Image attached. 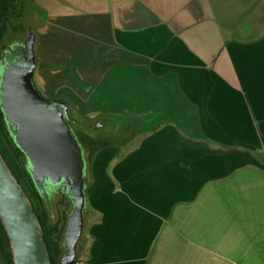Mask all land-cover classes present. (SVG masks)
I'll return each mask as SVG.
<instances>
[{
  "label": "crops",
  "instance_id": "0c3cea01",
  "mask_svg": "<svg viewBox=\"0 0 264 264\" xmlns=\"http://www.w3.org/2000/svg\"><path fill=\"white\" fill-rule=\"evenodd\" d=\"M27 2L42 17L32 80L47 99L74 104L73 81L102 63L131 95L133 65L165 62L177 66L167 79L251 80L257 96L252 107L95 110L141 122L88 155L74 264H264V0Z\"/></svg>",
  "mask_w": 264,
  "mask_h": 264
},
{
  "label": "water",
  "instance_id": "95a60500",
  "mask_svg": "<svg viewBox=\"0 0 264 264\" xmlns=\"http://www.w3.org/2000/svg\"><path fill=\"white\" fill-rule=\"evenodd\" d=\"M34 38L23 61L10 66L0 83V102L6 122L14 127L16 145L26 154L31 179L44 196L43 181L73 183V208L61 239L60 264H74L76 244L83 230L84 161L56 102L46 101L36 90ZM91 126V124H88ZM81 183L78 185L77 182ZM49 210L52 207L49 205ZM0 222L9 241L13 264H51L43 230L33 206L0 152Z\"/></svg>",
  "mask_w": 264,
  "mask_h": 264
},
{
  "label": "rangeland",
  "instance_id": "374dc122",
  "mask_svg": "<svg viewBox=\"0 0 264 264\" xmlns=\"http://www.w3.org/2000/svg\"><path fill=\"white\" fill-rule=\"evenodd\" d=\"M22 1L21 19L8 27L2 42L0 83L10 66H14L18 59L20 63L23 61V58L19 55L26 53L28 43L35 37L33 30L42 21L41 14L28 7L27 0ZM110 66L107 63H102L99 65L100 69L98 71L93 70L89 73L86 72L87 74L80 73L79 76H92V78H81L73 81L74 87L68 90L73 91L75 94L64 96L74 102V104H68V106L74 107L73 110L78 107L74 111L85 122V127L79 129L78 136L86 149V165L88 155L94 147L103 143V141L113 139V133L133 134L137 132L138 125L141 122V115L139 114L126 113L125 115H119L121 116L119 117L118 115L106 113H94L95 110L116 109L128 112L140 109V107H189V104H192V107H252L253 100L257 99V96L252 94L251 80H231V83H228L225 87L222 82L215 79L205 81L167 79L177 68L175 64L168 62L161 65H133L132 94L125 95L123 80L112 79V73L109 71ZM160 69L164 72V79H161ZM199 74L202 75V73H197V75ZM204 82L207 84L206 87L204 85L201 87L188 86L189 83ZM66 87L64 84L57 90ZM53 98L63 100V97L56 96ZM199 100H202V104L195 106L194 102ZM83 110L92 112L84 114ZM109 117H118L124 126L120 130L112 129L113 125L110 123ZM88 124H91V126H88ZM252 132L251 130L227 131L229 136L233 133H241L244 139L249 142L253 138ZM50 223L54 224V219H51ZM0 264H3L1 258Z\"/></svg>",
  "mask_w": 264,
  "mask_h": 264
},
{
  "label": "trees",
  "instance_id": "16d2710c",
  "mask_svg": "<svg viewBox=\"0 0 264 264\" xmlns=\"http://www.w3.org/2000/svg\"><path fill=\"white\" fill-rule=\"evenodd\" d=\"M22 0H0V55L3 50L2 42L8 27L21 19ZM65 104L63 101L53 100ZM0 152L7 165L15 175L17 181L29 197L35 214L43 230V239L47 245V250L51 264H60L62 229L58 224H51L49 216L39 200V194L32 179L26 172L21 161V152L10 140L6 127L5 117L0 107ZM0 258L3 264H13L8 238L0 222Z\"/></svg>",
  "mask_w": 264,
  "mask_h": 264
},
{
  "label": "flooded vegetation",
  "instance_id": "af4514ba",
  "mask_svg": "<svg viewBox=\"0 0 264 264\" xmlns=\"http://www.w3.org/2000/svg\"><path fill=\"white\" fill-rule=\"evenodd\" d=\"M18 63H20L19 59L15 65H19ZM21 63H22V61H21ZM43 98L50 103L56 102L57 107L61 111L63 120L67 124V126L70 130L71 136L73 137V139L76 142V145L79 148L82 159L84 161V168H83L84 179H82V181H81L83 184V188H84V186H85V175H86V169H87V165L85 163V157L87 154H86L85 147L80 142L78 132H79L80 128L85 127V122L83 121V119H81V117L78 115V113L76 111H74L72 108H70L68 105L57 102V101H53L52 99H47L45 97H43ZM0 107H1V102H0ZM5 122H6V119H5ZM6 127H7V130L9 132L10 140L14 143V145L20 150V152L22 154L20 157L21 161L23 162V164L25 166L26 172L29 174V176L31 178V167H30L28 158H27L26 154L16 145V143L14 141V137L12 135V130L14 127L10 126L7 122H6ZM81 182L78 181L77 184L79 185ZM64 184H65V180L63 178H60L55 183L50 182L48 179H44V181H43V189L44 190L43 191H44L45 198L42 197V195L38 192L39 200H40L41 204L44 206V208H45V210L49 216V220L54 219V223L59 225V227L62 229V236L64 235V232L66 230L68 217H69V215L72 211V208H73L72 200L74 197L73 192H74V187H75L76 183L75 184L73 183V185L71 187H69L68 185H64ZM49 205L52 207V211L49 210V208H48Z\"/></svg>",
  "mask_w": 264,
  "mask_h": 264
}]
</instances>
